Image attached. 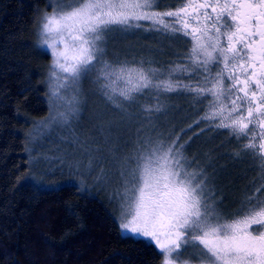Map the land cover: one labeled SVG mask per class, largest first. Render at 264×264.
Returning a JSON list of instances; mask_svg holds the SVG:
<instances>
[{"label": "snow or ice", "instance_id": "1", "mask_svg": "<svg viewBox=\"0 0 264 264\" xmlns=\"http://www.w3.org/2000/svg\"><path fill=\"white\" fill-rule=\"evenodd\" d=\"M117 32L151 34L185 51L167 67L144 57L106 59ZM38 34L37 48L52 56L53 106L71 91L68 110L51 123L79 116L82 81L94 75L96 91L120 116L116 123L140 120L147 133L138 131L132 150L114 156L121 231L154 244L162 264H264V0H176L175 7L164 0H57L40 16ZM172 96L207 101L194 125L226 131L239 144L234 156L250 157L258 170L261 182L231 213L221 207L208 165L187 157L189 144L153 135ZM142 99L151 101L140 106L142 116L128 111ZM106 178L102 169L97 181Z\"/></svg>", "mask_w": 264, "mask_h": 264}, {"label": "trees", "instance_id": "2", "mask_svg": "<svg viewBox=\"0 0 264 264\" xmlns=\"http://www.w3.org/2000/svg\"><path fill=\"white\" fill-rule=\"evenodd\" d=\"M164 3L174 6L176 0ZM48 6L49 0H0V264H162L154 244L122 234L118 209L105 195L80 188L63 173L33 167L27 134L49 114L51 55L37 48L40 16L52 11ZM140 40L169 54L163 43ZM176 105L165 129L175 126L180 144L197 141L215 163L223 157L234 188L247 187L255 172L250 160H232L229 143L219 157V134L189 129L191 107Z\"/></svg>", "mask_w": 264, "mask_h": 264}, {"label": "rangeland", "instance_id": "3", "mask_svg": "<svg viewBox=\"0 0 264 264\" xmlns=\"http://www.w3.org/2000/svg\"><path fill=\"white\" fill-rule=\"evenodd\" d=\"M56 4L57 0H52L51 8H55ZM175 6L176 4L173 7ZM160 10L167 9L161 7ZM50 13L51 12H49V14ZM144 36L148 38L146 39ZM140 38L160 41L159 43H163L166 46L165 49L168 50L169 54L161 55L160 52L165 51L160 49H155L154 51L156 52L150 51L153 50L151 48L152 46L146 45ZM127 39L130 40L128 44L126 43ZM39 40L40 37L38 35V43ZM43 50L51 55L50 50ZM184 51V46L172 44L168 40H163L161 37L151 34H124L117 32L108 38L106 59H135L138 61L141 57H144L155 59L159 65L167 67L169 62L177 59V53L183 54ZM46 78L45 84L49 91V114L41 119V121L37 122L27 134L29 153H34L32 155L33 157L31 156L34 163L33 167L38 169L42 174L47 171H57L64 175H68L80 188L87 189L90 186L91 188L97 189L98 192H101L107 199L112 201L115 208L118 209V219L121 225V223L126 222V220L122 214L119 198H112L117 192L120 183L118 161L114 159V156L118 157L125 155L132 150L137 139L138 131L141 132V135H146L147 133L141 131L140 120H134L131 126L116 123L120 120V116L117 111L112 109L105 98L96 91V86L92 83V80L95 78L94 75H90L82 81L80 95L82 103L79 116L72 118L67 125H65L60 118L57 119L55 124L51 123L52 116L58 115V112L68 110L71 91L66 92L65 100L58 101L57 106L54 107L50 98L49 74L46 75ZM150 102L151 101L142 99L138 104L129 108L128 111L135 115L142 116L140 113V106ZM176 102L180 105L181 103H187L191 107L193 111L192 116H194L193 126L197 128V133L200 132L201 129H204L203 132L219 134V139H222L221 142L223 141V143L217 148L218 155L219 157L224 156V153H226V145H228L225 135L229 136L228 133L226 131H208L206 122L199 124V126L194 125V121L198 120L199 117L203 115V111H198V109L205 108L207 101L204 102V105H194L192 98L189 96H172L171 99L164 100L163 103L167 105V115L160 116L153 135L155 136L163 133L164 136L170 138V140L176 139L174 136L175 126L174 130L173 127L165 129L167 120L173 118L170 110L172 107L175 109L178 108V105L174 106ZM110 124L112 125L111 132L108 130ZM106 139L111 140L112 143H105ZM196 142L189 144L186 155L189 159L195 157L201 165H208V171L213 177L217 188L218 198L223 197V204L221 207L226 214L231 213L239 206L240 200L246 194L242 192L246 187L242 184H235L234 188V185L231 184L232 173L229 164L223 157L221 158L222 163L213 162V160H211L212 153L210 154L207 148H198ZM208 142L211 144V140H208ZM101 143L104 144V148L101 146ZM236 145L233 143L230 147L232 148L230 153L232 160H234L235 157L234 153L238 150ZM97 148H99V151H96ZM113 148H118L119 151L113 153L111 151ZM45 152H51V154L46 155ZM36 153H39V155ZM89 153H91V155H89ZM102 155H108V158L105 159ZM90 161H92V171L89 173ZM77 165H79L78 170ZM102 169L107 174V178L103 182H98L97 176ZM122 234L124 236H130L127 232H122ZM133 238L136 239L139 237Z\"/></svg>", "mask_w": 264, "mask_h": 264}, {"label": "flooded vegetation", "instance_id": "4", "mask_svg": "<svg viewBox=\"0 0 264 264\" xmlns=\"http://www.w3.org/2000/svg\"><path fill=\"white\" fill-rule=\"evenodd\" d=\"M225 137H227V142L229 143V147L232 146L233 143H235V145L239 148V144L238 142L235 140V139H231L229 136L225 135ZM235 141V142H234ZM245 143L247 141H244ZM249 159L251 164L253 165V161L251 160L250 157H244L243 159ZM253 169L255 170V172L251 173V175H248V183H247V187L243 189L242 192H245L247 194H251V192L254 191V187L256 185H258L261 181L259 180V173H258V170L253 166ZM255 179H256V182H255ZM234 211V210H233Z\"/></svg>", "mask_w": 264, "mask_h": 264}]
</instances>
